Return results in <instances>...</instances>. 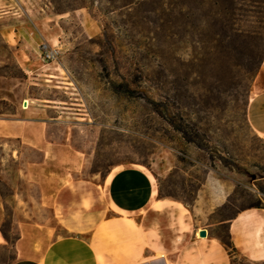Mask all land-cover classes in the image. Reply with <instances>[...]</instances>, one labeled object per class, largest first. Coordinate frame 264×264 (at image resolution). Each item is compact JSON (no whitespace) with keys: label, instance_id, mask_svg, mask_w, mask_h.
Listing matches in <instances>:
<instances>
[{"label":"rangeland","instance_id":"374dc122","mask_svg":"<svg viewBox=\"0 0 264 264\" xmlns=\"http://www.w3.org/2000/svg\"><path fill=\"white\" fill-rule=\"evenodd\" d=\"M21 51L35 62L29 73ZM263 62L264 0H0V117H58L48 136L81 153L84 178L99 183L139 166L160 198L191 204L207 179L222 180L230 195L218 218L264 207V138L248 116L251 100L263 127L264 86L251 99ZM64 181L74 182L71 170ZM10 258L0 248V264Z\"/></svg>","mask_w":264,"mask_h":264},{"label":"crops","instance_id":"0c3cea01","mask_svg":"<svg viewBox=\"0 0 264 264\" xmlns=\"http://www.w3.org/2000/svg\"><path fill=\"white\" fill-rule=\"evenodd\" d=\"M5 37L10 44L12 34ZM18 63L25 73L35 64L25 51ZM261 71L264 62L251 99L255 86H264ZM255 100L260 103L261 95ZM24 107L39 114L59 108ZM250 111L251 100L249 121L264 138V125H254ZM58 119L0 117V183L9 188L6 195L0 190V248L11 252L4 264H264V207L218 218L214 214L230 195L222 180L207 179L194 202L186 204L160 198L151 172L139 166L112 175L113 170L101 183L86 179L81 153L71 152L66 140L48 136ZM68 170L72 185L64 181ZM220 227L232 248L221 240ZM12 232L16 239L10 241L6 234Z\"/></svg>","mask_w":264,"mask_h":264},{"label":"trees","instance_id":"16d2710c","mask_svg":"<svg viewBox=\"0 0 264 264\" xmlns=\"http://www.w3.org/2000/svg\"><path fill=\"white\" fill-rule=\"evenodd\" d=\"M118 91H121L123 93H126L128 95H131V96H140L141 98H145L146 100L149 101V103L155 107L156 110L159 111V109L163 106V103H158L156 101H152V100H149L147 98V96L145 94H142V93H137L133 90H131L129 88L128 85H120L119 87V90ZM169 122L170 124H172L173 126H176L175 125V122L171 121L169 119ZM178 131H180L182 133V135L184 136V138L188 141V142H194L193 139L188 135V133L182 128V127H178ZM248 208H263L262 204L261 203H257V204H254V205H251L250 207ZM6 234V233H5ZM7 238L10 239V237L6 234ZM221 240L224 242V244L226 246H228L229 248H232V242L229 238V236L227 235L226 237H222L220 236ZM235 262V261H234Z\"/></svg>","mask_w":264,"mask_h":264},{"label":"water","instance_id":"95a60500","mask_svg":"<svg viewBox=\"0 0 264 264\" xmlns=\"http://www.w3.org/2000/svg\"><path fill=\"white\" fill-rule=\"evenodd\" d=\"M206 234H207V232L204 230V231H202V232L200 233V236L205 237Z\"/></svg>","mask_w":264,"mask_h":264},{"label":"bare ground","instance_id":"6f19581e","mask_svg":"<svg viewBox=\"0 0 264 264\" xmlns=\"http://www.w3.org/2000/svg\"><path fill=\"white\" fill-rule=\"evenodd\" d=\"M0 242H3L2 238H0Z\"/></svg>","mask_w":264,"mask_h":264}]
</instances>
